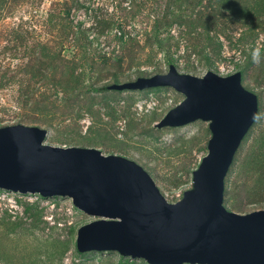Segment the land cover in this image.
<instances>
[{
  "label": "rangeland",
  "instance_id": "374dc122",
  "mask_svg": "<svg viewBox=\"0 0 264 264\" xmlns=\"http://www.w3.org/2000/svg\"><path fill=\"white\" fill-rule=\"evenodd\" d=\"M77 0H0V76L6 78L15 74L17 66L23 65L27 58L28 45L36 41H53L57 29H51L46 22L47 16L53 14L58 20V13ZM86 6L105 10L108 14L122 3L128 6L129 0H78ZM166 0H148L146 6L133 18H124L123 28L135 34L147 20L162 13ZM207 0H204V3ZM143 0H137L142 3ZM73 23L82 21L84 27L94 24L91 12L74 6L70 10ZM94 12V11H93ZM92 12V13H93ZM147 15V16H145ZM264 19V14L260 17ZM144 19V20H143ZM150 25V24H149ZM241 23H231L217 29L219 41L222 42L220 58H215L209 67L195 54L184 58V48L172 47L173 57L177 58V70L202 76L207 70L220 75L239 71L236 63L242 64L243 51L247 45L236 43L237 37L247 31ZM20 29L25 31L27 39L24 46L14 41L12 33ZM100 36V48L109 51L117 46L113 34ZM169 32L176 35L178 26L173 25ZM91 36H97L96 29ZM225 33V34H224ZM167 33L164 32L163 35ZM254 39L256 47L264 44V32L257 28ZM225 35H229L226 38ZM139 43L146 41L138 35ZM71 35L69 40L71 42ZM64 45V46H63ZM61 52L70 59L77 48L64 42ZM27 48V49H26ZM248 50L245 52L247 53ZM154 52V54H153ZM148 53L152 62H146ZM27 55V53H26ZM141 64L129 65L128 57L118 67L113 60L108 65L89 70L79 67L76 73L84 72L85 83L95 80L97 85L115 83L111 73L117 72L118 82L134 80L138 76H149L164 73L168 69L163 52L146 46L134 54ZM254 65H250L242 74V85L254 92L258 99V110L255 121L242 139L231 163L225 182L224 205L228 210L237 213H248L264 208V56L253 53ZM171 64V63H170ZM186 65H189L188 67ZM104 68V69H103ZM101 70L99 73L98 71ZM22 77L21 74H17ZM94 79H91V78ZM4 81V80H3ZM16 84L0 87V127L11 124L38 125L47 128L44 141L54 146H80L99 149L103 154H117L139 163L153 178L167 201L175 202L181 198L184 190L191 186V173L201 158L207 153L206 143L210 137L208 122L197 119L179 127H155L165 113L184 95L170 86L154 87L143 90H107L96 95L101 101L93 109L98 111L99 119L91 113H84L79 119H64L54 122L49 127L41 120L30 122L20 120L16 101ZM56 98L62 93L57 91ZM55 96H52V98ZM112 114L108 115L107 111ZM24 114V112L22 113ZM113 115V116H112ZM153 117L152 119H150ZM95 218L84 213L66 196L42 197L37 193H19L0 189V264H148L140 258L119 255L116 251H88L78 254L75 250L76 232L79 226ZM81 253V252H79ZM127 258V259H126Z\"/></svg>",
  "mask_w": 264,
  "mask_h": 264
},
{
  "label": "water",
  "instance_id": "95a60500",
  "mask_svg": "<svg viewBox=\"0 0 264 264\" xmlns=\"http://www.w3.org/2000/svg\"><path fill=\"white\" fill-rule=\"evenodd\" d=\"M241 81L240 71L196 76L171 63L164 73L107 85L181 92L184 98L157 128L208 122L207 153L175 202L136 161L93 147L46 144L47 128L21 123L0 127V189L69 197L95 218L77 229L81 253L116 251L148 264H264V208L241 214L224 205L229 167L258 110L257 95Z\"/></svg>",
  "mask_w": 264,
  "mask_h": 264
},
{
  "label": "trees",
  "instance_id": "16d2710c",
  "mask_svg": "<svg viewBox=\"0 0 264 264\" xmlns=\"http://www.w3.org/2000/svg\"><path fill=\"white\" fill-rule=\"evenodd\" d=\"M129 1L128 6H123L122 3L116 5L112 15L106 10L96 13L99 8L92 9L77 0L72 5L66 3V7L58 13V20H54L52 13L47 16L46 22L50 24L49 28L57 29V40L36 41L29 44L27 55L26 53L23 55L26 56L27 61L17 66L15 74H11L10 77L6 78V74L0 76V87L6 84L17 86L15 104L20 114L18 122L24 120L34 122L38 119L53 127L54 122L61 118L75 120L84 113H91L99 119V112L94 111L93 107L102 99L100 97L96 100L94 94L100 95L109 90L107 84L97 85L99 74L95 80L85 83L82 79L85 76L84 72L81 70L76 73V69L88 67L89 70H96L99 66L105 68L111 60L120 67L125 57H128L129 65H139L142 61H136L134 54L146 46L153 47V44L163 52L168 65L177 64V58L173 57L174 51L172 52L171 49L175 47L177 50L182 44L185 59L188 60L193 53L201 62L211 67L215 58H220L223 48L217 29L221 30L231 23L238 22L247 26V31L241 33L236 40L237 44H248L244 47L245 51L248 50L247 53L243 51L246 55L244 62L236 63L238 70L244 74L250 65H254L253 53L261 55V58L264 56V44L257 48L254 41L257 28L264 32V19L260 18L264 14V0H207L205 3L204 0H166L162 13L153 19L145 15L147 16L145 24L135 34L123 28V17L133 18L143 6H146L148 0H143L142 3H137V0ZM73 4L77 8L85 9L86 12L94 11L91 12L94 21L92 26L84 27L82 21L73 23L70 12ZM173 25L178 26L176 35L169 32ZM113 28L116 31L113 39L116 40L117 46H113L108 54V51L99 47L101 43L97 41L100 36L109 35V30ZM94 29L97 33L95 37L90 33ZM164 32L167 34L163 35ZM24 33L25 31L20 29L12 33L14 41L20 46H24L27 39ZM139 34L146 41L144 46L139 43ZM70 35L71 42L68 41ZM225 36L229 38V35ZM65 41L77 48V52L70 59L65 58L61 52L62 47H58ZM147 55L146 62L151 63L152 54ZM261 71L264 72V68ZM17 74H21L22 77H18ZM111 79L115 83L120 79L116 71L111 73ZM57 91L62 93L61 97L56 98ZM107 114L112 113L108 110ZM75 250L78 254H82L76 247Z\"/></svg>",
  "mask_w": 264,
  "mask_h": 264
}]
</instances>
